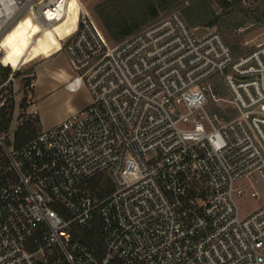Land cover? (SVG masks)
I'll return each instance as SVG.
<instances>
[{"label": "built area", "instance_id": "built-area-1", "mask_svg": "<svg viewBox=\"0 0 264 264\" xmlns=\"http://www.w3.org/2000/svg\"><path fill=\"white\" fill-rule=\"evenodd\" d=\"M70 1L0 0V45L27 15L53 28ZM79 4L60 41L68 88L91 101L21 145L0 133V264H264V203L239 201L246 184L263 196L264 39L236 51L176 10L113 44ZM11 78L0 69V105ZM96 214L103 257L73 233Z\"/></svg>", "mask_w": 264, "mask_h": 264}, {"label": "rangeland", "instance_id": "rangeland-1", "mask_svg": "<svg viewBox=\"0 0 264 264\" xmlns=\"http://www.w3.org/2000/svg\"><path fill=\"white\" fill-rule=\"evenodd\" d=\"M77 1L80 6L79 0ZM106 1L81 0L108 40L115 44L118 41L113 38L99 16L100 6ZM162 2H165L164 6ZM153 6L157 8L154 16L150 13ZM113 7L121 12L128 25L134 26L145 18L137 30L173 11L181 10L192 26H199V31L207 30L206 26L220 31L236 51L249 48L241 47L242 42L246 40H252L250 46H253L254 42L264 39V0H256L251 5L238 2L227 8L217 0H115ZM111 13L117 12L112 10ZM215 15L220 16V21L215 25H209L208 20ZM75 19L72 14L68 21L61 25L64 33L68 26L76 21ZM39 30L41 31L33 23L25 20L18 28L19 34L12 31L0 45V58L4 64L10 66L9 76L12 74L11 80L3 88L1 97L3 103L0 105L5 117L9 118L12 114V119L9 121L10 126H6L0 133L4 137H9L12 144L15 130L26 119L36 120L37 116H40L44 119L42 126L46 127L67 115L68 101L72 105L82 106L90 95L86 86L70 92L55 78L54 73L58 69L70 71L73 66L64 43L62 41L59 43L53 33L43 35ZM31 34L34 36L28 39ZM14 62L17 67L14 66ZM212 107L215 109L217 106ZM218 107L217 111L223 113L226 105L223 108L219 107V110ZM42 126L39 125L37 133L43 129ZM259 189L263 192L260 199L254 196V189L250 184H246V194L239 199L243 214L259 208L264 203V185H259Z\"/></svg>", "mask_w": 264, "mask_h": 264}, {"label": "trees", "instance_id": "trees-1", "mask_svg": "<svg viewBox=\"0 0 264 264\" xmlns=\"http://www.w3.org/2000/svg\"><path fill=\"white\" fill-rule=\"evenodd\" d=\"M114 1L115 0H107L106 2H104L100 6L101 8L99 10V16L102 19L108 31L110 32V34L113 36V38L119 42L125 39L127 36L136 32L135 30L141 27V24H143L145 18L141 19L134 26L128 25V23L126 22V18L121 16L120 14L121 12L114 9L113 7ZM238 2H239L238 0H234L233 2L223 0L222 2H220V4H222L224 8H227L234 6ZM77 3H78L77 0L70 1L68 15L56 25L55 32H57L58 36L63 38L66 34H69L75 28L79 13V7H80ZM164 4L165 2H162L163 6ZM112 10H115L117 13H111ZM150 13L152 16L156 15L157 8L154 6L153 8L151 7ZM72 14H74V18H76L75 19L76 21L73 24L69 25L68 29L64 33V31H62L61 25L65 24ZM187 15L189 16V13H187ZM219 21H220V16L215 15L214 17L208 20V24L215 25ZM42 32L43 30H41L39 33L42 34ZM0 69L2 70L4 78L9 76V73L11 71L10 66H8L7 64L0 63ZM11 119H12V114L10 115L9 118H6L2 110H0V131H4V128L6 126H10L9 121ZM40 123H41L40 116H37L36 120L30 118L26 119L20 126L17 127V129L14 132V144L18 146L25 143L29 139L33 138L37 134V129ZM6 141L12 144L11 139L9 137H6ZM0 152H1V148H0ZM88 185L91 189L95 191V193L99 197L106 195L107 193H109L114 189V184L111 178L105 173H99L98 175L92 177L88 181ZM73 233L74 235L80 237L84 242H86L98 255L102 257L105 256V250L102 243L101 222H99L98 214H96V222L92 228H85L82 225L75 223ZM110 264H123V263L116 259H112L110 261Z\"/></svg>", "mask_w": 264, "mask_h": 264}, {"label": "crops", "instance_id": "crops-1", "mask_svg": "<svg viewBox=\"0 0 264 264\" xmlns=\"http://www.w3.org/2000/svg\"><path fill=\"white\" fill-rule=\"evenodd\" d=\"M74 75H75V73H74V70H73V68L70 70V71H66V70H64V69H58L55 73H54V76H55V78H57L59 81H60V83H61V85H63V87H65V89L66 90H68V91H70V92H75V91H77V90H70L69 88H68V86H67V83L74 77ZM37 82V81H36ZM36 87V86H35ZM83 88H85L84 87V85H81V87L79 88V89H83ZM34 99H35V96H34ZM90 101H91V96L90 95H88V100H87V102L85 103V104H83L82 106H79V105H72V104H70V102L68 101L67 103H68V110H67V115L64 117V118H66L67 116H69L70 114H72L73 112H75V111H77V110H79L80 108H82V107H84V106H86L87 104H89L90 103ZM35 105H36V101H35V103H34ZM64 118H62L61 120H58L57 122H55V123H53V124H50V125H48V126H46V127H44V126H42L43 125V122H44V119H41V126H42V128L44 129V128H47V127H49V126H52V125H55V124H57V123H59L60 121H62Z\"/></svg>", "mask_w": 264, "mask_h": 264}, {"label": "bare ground", "instance_id": "bare-ground-1", "mask_svg": "<svg viewBox=\"0 0 264 264\" xmlns=\"http://www.w3.org/2000/svg\"><path fill=\"white\" fill-rule=\"evenodd\" d=\"M68 15V14H67ZM25 20H28L29 22L33 23L38 29L40 28L41 30H43L42 34L43 35H51L52 33L57 37V39L59 40V43H61L60 41V36H58L57 32H55V28H56V25L53 27V28H48V29H45V28H41L38 24H36L32 18L30 16H25L23 17L20 21H18L14 26L13 28L8 32V34H6V36L2 39V42L4 41V39L12 32V31H16L18 33V28L19 26L25 21ZM40 31V30H39ZM19 34V33H18ZM32 36H34V34H31L29 38H31ZM2 44V43H1ZM14 66L17 67V64L14 62Z\"/></svg>", "mask_w": 264, "mask_h": 264}]
</instances>
